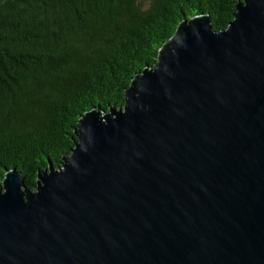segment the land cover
Masks as SVG:
<instances>
[{
	"label": "water",
	"instance_id": "95a60500",
	"mask_svg": "<svg viewBox=\"0 0 264 264\" xmlns=\"http://www.w3.org/2000/svg\"><path fill=\"white\" fill-rule=\"evenodd\" d=\"M60 167L0 183V264H264V0L178 24Z\"/></svg>",
	"mask_w": 264,
	"mask_h": 264
},
{
	"label": "trees",
	"instance_id": "16d2710c",
	"mask_svg": "<svg viewBox=\"0 0 264 264\" xmlns=\"http://www.w3.org/2000/svg\"><path fill=\"white\" fill-rule=\"evenodd\" d=\"M242 0H0V183L17 168L35 187L60 167L92 108L122 106L183 19L216 29Z\"/></svg>",
	"mask_w": 264,
	"mask_h": 264
},
{
	"label": "rangeland",
	"instance_id": "374dc122",
	"mask_svg": "<svg viewBox=\"0 0 264 264\" xmlns=\"http://www.w3.org/2000/svg\"><path fill=\"white\" fill-rule=\"evenodd\" d=\"M146 2H148L149 0H145Z\"/></svg>",
	"mask_w": 264,
	"mask_h": 264
}]
</instances>
